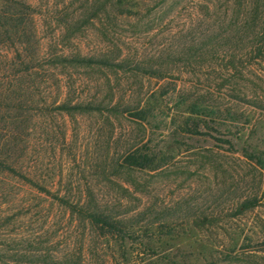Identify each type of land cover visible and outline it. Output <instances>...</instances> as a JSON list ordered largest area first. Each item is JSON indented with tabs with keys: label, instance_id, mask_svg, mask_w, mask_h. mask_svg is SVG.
Returning <instances> with one entry per match:
<instances>
[{
	"label": "rangeland",
	"instance_id": "rangeland-1",
	"mask_svg": "<svg viewBox=\"0 0 264 264\" xmlns=\"http://www.w3.org/2000/svg\"><path fill=\"white\" fill-rule=\"evenodd\" d=\"M18 1L32 22H0V264H264V0Z\"/></svg>",
	"mask_w": 264,
	"mask_h": 264
},
{
	"label": "trees",
	"instance_id": "trees-1",
	"mask_svg": "<svg viewBox=\"0 0 264 264\" xmlns=\"http://www.w3.org/2000/svg\"><path fill=\"white\" fill-rule=\"evenodd\" d=\"M12 5L9 8L0 11V22H3V27H9L11 30L15 29V33L20 34L21 28L30 24L32 22L31 15L28 12L31 11V7L24 3V1L18 0H6ZM30 27V26H29ZM7 29V28H6ZM10 32L8 31V34ZM17 34V35H18ZM25 34V33H24ZM1 37V36H0ZM29 70V68L27 67ZM61 109L67 110L68 107H61ZM75 109H80L75 107ZM11 131V130H10ZM9 131V132H10ZM11 133V132H10ZM11 137V136H10ZM2 138H0L1 143ZM127 163L131 167L146 168L150 165V160L148 156L141 154H131L126 158ZM1 166L3 170L15 173L14 169L8 165L5 161L2 162ZM20 175V174H19ZM25 183H30L31 185H36L33 179L20 175ZM52 196L61 206L70 210L72 214H77L84 221H88L92 226L99 229L104 235L120 236L123 240L126 239L128 232L124 228L122 222L117 218H114L104 210L96 207H88L85 202H83L82 197L79 200H73L69 196H61L59 194L53 195L51 192L47 193ZM68 260L67 264H73L72 261Z\"/></svg>",
	"mask_w": 264,
	"mask_h": 264
}]
</instances>
